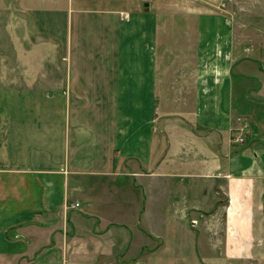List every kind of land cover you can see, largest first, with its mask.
Segmentation results:
<instances>
[{"label": "crops", "instance_id": "obj_1", "mask_svg": "<svg viewBox=\"0 0 264 264\" xmlns=\"http://www.w3.org/2000/svg\"><path fill=\"white\" fill-rule=\"evenodd\" d=\"M220 1L0 0L1 264L264 261V0Z\"/></svg>", "mask_w": 264, "mask_h": 264}, {"label": "rangeland", "instance_id": "obj_2", "mask_svg": "<svg viewBox=\"0 0 264 264\" xmlns=\"http://www.w3.org/2000/svg\"><path fill=\"white\" fill-rule=\"evenodd\" d=\"M224 0H221L217 5H209V6H206L207 9H211L213 11H219L221 12V10L224 8ZM260 8V10L257 12L255 11V14H251V16L249 17L250 13L248 14V19L249 21H251L253 23V25H251V28H256V24L262 28L264 26V11H263V7L260 6L258 7ZM252 11V10H251ZM218 196L222 197L221 199V203L222 204H226L227 203V200L225 198V195L222 191H219L218 192ZM1 264V263H0ZM3 264V263H2ZM246 264H264V261H259V262H253V261H247Z\"/></svg>", "mask_w": 264, "mask_h": 264}, {"label": "built area", "instance_id": "obj_3", "mask_svg": "<svg viewBox=\"0 0 264 264\" xmlns=\"http://www.w3.org/2000/svg\"><path fill=\"white\" fill-rule=\"evenodd\" d=\"M247 51L250 52V51H251V48L249 47V48L247 49ZM241 120H243L242 117H238V118H237V121L241 122ZM233 130H235L236 133H238V134L235 136L234 140L237 141V142H240V143H244V142H245V134H244V132H245V126H244V125H242V126H235V127L233 128ZM78 205H79V203H76L75 205H73V207H74V206L76 207V206H78ZM192 223H193V224H196L197 221H196V220H193Z\"/></svg>", "mask_w": 264, "mask_h": 264}]
</instances>
